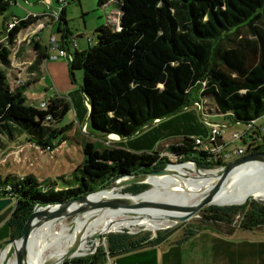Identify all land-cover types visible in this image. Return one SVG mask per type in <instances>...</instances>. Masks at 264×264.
<instances>
[{"label": "trees", "instance_id": "16d2710c", "mask_svg": "<svg viewBox=\"0 0 264 264\" xmlns=\"http://www.w3.org/2000/svg\"><path fill=\"white\" fill-rule=\"evenodd\" d=\"M109 1L100 0V4L103 7ZM15 2L0 0V15ZM111 2H117L121 9L119 29L100 26L95 30L98 43L76 50L69 58L72 75L76 69L84 70L81 91L89 99V121L95 130L107 137L127 138L203 97L212 98L215 109L230 122L248 127L264 116V0ZM65 14L64 6L59 21L68 28ZM40 18L29 15L18 19L9 31L6 29L8 42L13 44L21 30ZM58 30L65 29L60 26ZM33 44L36 62L41 66L50 56L48 48L35 38ZM10 55V48L1 41L0 148L23 137L42 149L53 148L52 139L59 129L56 124L71 110L70 103L63 96L47 99L45 107L28 103L26 91L33 80L15 87L10 85L4 70L11 64ZM246 135L249 141L241 139L247 142L246 153L264 151L263 138L259 140L249 132ZM83 152L84 159L71 178L61 176L62 186L56 187L58 181H41L31 173L8 174L4 180L0 176V198H12L14 204L8 220L11 238L20 235L37 206L64 203L94 193L124 175L162 170L173 158L193 161L205 171L226 163L223 154L201 149L191 136L151 152H133L87 141ZM150 187L136 183L126 186L123 192L138 194ZM199 217L196 224L184 221L158 229L151 240L145 231L111 232L106 235V245L100 244L87 256L66 263L105 264L148 243L171 241L180 228L183 232L172 239L175 243L189 241L201 230L231 236L237 231L264 235V201L259 199L241 205L206 206ZM84 249L75 255H81Z\"/></svg>", "mask_w": 264, "mask_h": 264}, {"label": "rangeland", "instance_id": "374dc122", "mask_svg": "<svg viewBox=\"0 0 264 264\" xmlns=\"http://www.w3.org/2000/svg\"><path fill=\"white\" fill-rule=\"evenodd\" d=\"M64 6L67 10L66 19L69 27L68 33L70 34H66V41H69L68 46L70 51H66L67 55L64 56L61 51L62 49L57 48L55 44H52V46L49 44L51 38V25L44 27L41 33L36 37L34 33L37 34L38 32H30L33 27H36V24H31V27L21 30L18 38L13 44L8 42L6 26H8L9 22H12L14 18L27 17V13L30 11H37L40 13L44 11H56L53 14L56 17L57 14L62 11ZM107 15L104 7L100 4V0H65L64 3L59 0H16L15 3L11 4L9 10L0 15V42L2 41L11 50V64L8 67L5 66L4 69L8 75L11 83L10 85L13 87L17 86L19 79L26 82L32 80L33 77L38 78V80L35 83L33 82L26 91V95L29 98L27 100L28 103L38 105L45 96L49 99L56 95H65L64 92L68 88H76L77 92H79L78 95L76 94L77 97L70 96L72 106H76V104L78 106L79 104V112H75L71 109L68 114L65 115L63 120L56 124L59 129L56 137L52 139L51 144L53 148H51L50 151H46V149H42L35 145L26 137H23L14 143H6L7 145L0 148V176L2 177V180H4L8 174L25 176L31 173L41 181H45L46 183L58 181L59 183L56 187L62 186L64 185V181L61 179V176L71 178L74 170L83 161L85 156L83 152V144L87 141L96 142L99 145L104 144L105 146H119L133 150V152H149L159 147H165L173 141L177 142L185 135V132H188L187 134H191L194 137L200 136L206 140L212 133V127L210 126L213 122L217 124L218 128L222 131V134L217 135L216 141L221 146L226 145L225 147H222L224 149L223 151L235 153L236 149H238L243 143L247 145L243 140L234 141V135H236V133L239 132L244 134L247 131L248 127L244 123L230 122L229 118L226 119L225 116L219 112L211 113L209 115L210 119L206 118V116L202 115L201 108L196 104H190L180 112H176L169 117L157 119L152 124L145 126L139 132L134 135L132 134L127 138L120 139L119 137H107L102 132L95 130L89 121L91 108L89 109V107L83 105L84 103L82 102L84 96L80 87L83 85L84 70L76 69L72 75L69 57L76 47L83 49L84 47H88L89 42H91V44L98 43L95 32L97 26L99 24L108 27L111 26ZM40 24L41 21L37 20L39 29L42 27ZM59 24L60 22L57 23L52 31L55 33V36H57L58 43L61 42L63 34V31L58 30ZM62 25L63 27L65 26L64 23H62ZM34 36L36 41H39L43 47H49L48 50L50 51V56L47 57L41 67L34 61L37 56L32 40V37ZM92 36H95V38L92 39ZM204 98L206 99L207 105L215 109L216 104L214 100L210 97ZM262 122H264V116L254 122V127L261 125ZM254 129L251 130V133L258 138L259 132ZM255 132H257V134ZM244 140L249 141L246 134L244 135ZM184 162H180L176 160V158H173L167 164V166H169V164H176L172 166L177 167L175 174L183 177L178 179L174 177L169 181L164 182L165 184L173 182V179L174 181H184L187 179L185 177L193 178L197 176L196 171ZM201 172H205V170L201 169ZM220 183V181H215L213 179L212 182H209L206 185L208 186V189H210L216 187V185H219ZM149 185L151 186V189L154 188V185ZM150 188L147 192L151 190ZM112 191L113 190L109 192ZM147 192H145L144 195H146ZM124 193L123 189L119 192L121 196L125 197L126 195H123ZM259 200L263 201L261 198ZM199 212L191 220H186L185 222L188 224H196L200 219ZM61 220L63 226H68L72 224L76 225L80 222L90 224L93 221V218L89 212H80L79 216L73 213L67 214L61 217ZM181 223L173 226H177ZM45 227H47V224L43 223L38 227V230L42 231ZM60 227L61 225L56 223L52 225L46 233L51 232L52 235ZM125 228L130 229V231L147 232L148 240H151L157 231L150 232L144 225H134ZM182 232L183 228H180L173 237H178ZM102 233L103 232H101V234ZM28 240L29 238L26 241L27 244L24 243V246L20 249V254L22 251L25 253L28 249ZM68 241L72 244L60 251L58 249L59 256L64 257L69 249L75 251L81 243H84L83 245L85 249L83 254L79 256H87L100 244L106 245L107 237L106 234H103L98 239L96 235V237H87L86 239L81 237L75 240H63V242ZM73 258L70 257L66 259V261ZM44 259L46 261V258Z\"/></svg>", "mask_w": 264, "mask_h": 264}, {"label": "bare ground", "instance_id": "6f19581e", "mask_svg": "<svg viewBox=\"0 0 264 264\" xmlns=\"http://www.w3.org/2000/svg\"><path fill=\"white\" fill-rule=\"evenodd\" d=\"M185 164L192 165L189 162ZM174 165L176 164L169 165L163 173L155 175L139 174L124 177L97 193L86 197L84 202L74 207L66 208L68 210H76L77 207L78 210L83 208L81 212H89L92 215L93 221L90 224L80 222L76 225L63 226L59 217L43 221L41 225L46 223L47 227L42 229V231H39L38 228L35 229L28 237V249L25 253H23L24 251L21 252L20 260L23 264H62L68 253L72 252L75 254L84 248L82 244L81 248L75 251L69 249L66 255L61 257L59 256V251L72 244L70 241L63 242L65 239L75 240L81 237L86 239L87 237H96V235L98 239L101 232L134 225H144L150 232L165 228L173 224L176 219L182 217L183 213L173 207H168L166 205L168 201L193 206L213 189H208L206 184L212 182L213 179L222 182L232 170V167H218L208 170V172H201V169L192 165L197 176L193 178L185 177L187 179L184 181H174L173 179V182L165 184L164 182L174 177L177 179L183 177L175 174L177 167H172ZM130 182H146L152 186L154 185V188L147 192L146 198L134 204H123L119 207H102L101 205L88 207L87 204L89 203L106 202L116 198L124 199L125 197L121 196L119 192ZM111 190L113 191L109 192ZM249 196L261 198L264 201V160H256L246 165L239 177L224 191L217 194L214 201L218 204H237L244 202ZM56 223L61 225V227L52 235L51 232L46 233ZM9 251L10 245H7L0 253V264H16L14 257L7 258ZM44 258H46V261Z\"/></svg>", "mask_w": 264, "mask_h": 264}, {"label": "crops", "instance_id": "0c3cea01", "mask_svg": "<svg viewBox=\"0 0 264 264\" xmlns=\"http://www.w3.org/2000/svg\"><path fill=\"white\" fill-rule=\"evenodd\" d=\"M111 1L112 0H110L109 3L103 7L106 13L108 14L107 18L108 21L111 23L110 28L119 29L121 9L117 2H111ZM92 6L95 7L94 5ZM54 12L56 11L53 12L44 11L42 13L37 11H30L29 13H27V17L29 15L42 16V18L39 19L41 21V24H44V27L51 25V36L52 35L55 36V33L52 31L56 27L57 23L60 21L54 17L53 15ZM66 14H67V10H66ZM27 17H22V19H25ZM61 23L62 22H60V24L58 25L59 28L60 26H62V30L63 29L65 30L63 31L61 42L59 43L57 42V43L60 46L59 48H64L65 51L70 52L68 46L69 41H66V34L70 35L68 33L69 27L68 28H66V26L63 27ZM32 24H36L35 25L36 27H33V29L30 32H35V31L38 32L37 34L34 33L35 36L37 37L41 33L44 27H41L39 29V26L37 25V21H35ZM31 26L32 25H30L29 27ZM100 26H103V24H99L97 26V29ZM35 36L32 37V40L35 38ZM55 37L57 38V36ZM91 38L94 39L95 36H92ZM50 42L49 44L52 46ZM91 45H95V44H91V42H89L88 47ZM88 47H84L83 49H79L76 47L75 50H73V52L71 53H74L76 50L79 51L84 50ZM47 48L49 49V47ZM48 52L50 51L48 50ZM34 61L36 62V58ZM36 79L38 78L33 77L32 82L35 83ZM64 93L65 95H60V96H63V98H65L66 101L70 103L71 109H73L75 112H79V108H78L79 104L78 106L77 104L76 106L75 105L72 106L70 102L71 100L70 96L77 97L79 93L77 92L76 88L75 89L68 88ZM83 96H84L82 101L84 103L83 105L88 106L90 109L89 99L85 96L84 93ZM43 99H48V98L45 96ZM198 102L203 104L202 105L203 108L199 106L198 107L201 108L202 115L206 116V118L210 119L209 115L211 113L219 112L218 110L209 107L204 97L200 99V101ZM202 109H205V111L203 112ZM225 118L227 119L226 116ZM262 124H264V122H262ZM187 133L188 132H185V135L183 137L191 136L193 138H198V137L201 138L200 136L194 137L191 134L189 135ZM174 142L176 141L171 142L169 145H166L165 147H159L157 149L160 150L161 148L164 149L166 147H169ZM13 210H14L13 203H10L2 210L0 209V246L11 238V229L8 220L11 214L13 213ZM175 234L172 235L171 237L172 239H175L173 237L175 236ZM172 239L171 241H165L161 244H154V245L148 244L146 247H142L132 252L129 251L117 257L111 258L105 264H264V235L260 233L237 231L234 235L231 236V235L218 234L216 231L213 230H203V231L201 230L200 232L195 234L189 241L187 240L182 243H175L172 241Z\"/></svg>", "mask_w": 264, "mask_h": 264}, {"label": "water", "instance_id": "95a60500", "mask_svg": "<svg viewBox=\"0 0 264 264\" xmlns=\"http://www.w3.org/2000/svg\"><path fill=\"white\" fill-rule=\"evenodd\" d=\"M256 160H264V151H259V152H255L252 154H244L236 159L231 160L228 163H225L223 165V168H228V167H232V170L229 174V176L227 178H225L219 185L217 184L216 187H214L210 192H208L205 196L202 197V199L195 205L193 206H189V205H181V204H176L172 201H168L166 203V205L168 207H173L174 209L180 210L182 211V217H180L179 219H176L175 222H173V224H170L169 226L165 227L168 228L170 226H173L175 224L184 222L186 220H191L202 208H204L205 206H210L213 204H218L217 202L214 201L215 197L217 194H219L220 192L224 191L229 185H231L232 182H234L240 175L241 171L243 170V168L250 164L253 161ZM192 163H194L196 165L195 162L191 161ZM170 165V164H169ZM197 166V165H196ZM168 167V166H167ZM165 167L164 169H160V170H155V171H143L141 173L138 174H129V175H124L121 178H117L115 181H113L110 185H112L114 182H116L117 180L119 181L120 179L124 178V177H129V176H136L139 174H147V175H155L158 173H163L164 170L167 168ZM198 167V166H197ZM218 168V167H217ZM136 183H142V182H130L128 185H133ZM108 185V186H110ZM127 185V186H128ZM107 187V186H106ZM105 187V188H106ZM104 189V188H101ZM101 189H99L98 191H100ZM149 189L144 190L138 194H132L131 192H126L123 195H126L124 199H112L106 202H99V203H89L87 204L88 207H94V206H102V207H119L120 205L123 204H134L139 202L141 199L146 198V196L144 195L145 192H147ZM98 191L91 193V194H86L83 195L81 197H78L76 199H71L69 201H66L64 203H51V204H41L39 206H37L34 210V212L29 216L26 225L24 227V229H22L21 233L19 236H17L16 238H10L7 242H5L1 249H0V253L6 248L7 245H10V251L8 254V259L11 257H14L15 259V263L16 264H23L22 261L20 260V249L24 246V243H26L28 237H30V235L33 233V231L35 229H37L41 223L43 221H46L47 219L50 218H54V217H63L67 214H76L77 216H79V213L81 212V210H73V209H66L69 208L71 206H76L78 204H80L81 202L85 201L86 197H89L90 195H93L95 193H97ZM251 199H255L254 197L249 196L248 198H246V200L240 204H232V203H227V204H218L220 206H225V205H241L243 203L248 202ZM12 202V198H0V209H4L7 205H9ZM76 217V216H75ZM74 221V219H73ZM162 228V229H165ZM126 230L125 227H121V228H113L107 231H104L102 234H99L98 238L100 236H102L103 234H109L111 232H124ZM130 231V229H129ZM137 231H130V233H135ZM84 244L81 243L77 249L81 248L80 246ZM83 254V253H82ZM75 256H79V255H75L74 253L70 252L68 253L65 258L63 259L66 263V259L70 258V257H75Z\"/></svg>", "mask_w": 264, "mask_h": 264}, {"label": "built area", "instance_id": "2783aa9c", "mask_svg": "<svg viewBox=\"0 0 264 264\" xmlns=\"http://www.w3.org/2000/svg\"><path fill=\"white\" fill-rule=\"evenodd\" d=\"M59 1L64 3L65 0H59ZM60 14H61V12L59 14H57L56 17L54 15V17L59 20ZM16 23H18V18H14L12 22H9L8 26H6V29L9 31L13 26L16 25ZM40 26L44 27V24H41ZM50 40H51V42H50L51 44H55L56 47L59 48L58 47V43H57L58 42L57 41V38L54 35L51 36ZM61 49H62L61 50L62 51V54L64 56L67 55V52L64 50V48H61ZM71 57H72V55L69 58H71ZM23 83H24L23 80H20V79L18 80V84L21 85ZM46 100L47 99L41 100L38 106L39 107H45L46 106ZM195 104L197 106L203 108V106H202L203 104H201L200 102H196ZM211 127H212V133L210 134V137L208 139L205 140V139L199 138V137L198 138H195L196 144L199 145L201 149L204 148L205 150H211L213 152H218L219 154H223L225 156L226 163L228 161H231L233 159H236V158H238V157H240V156H242L244 154H247L246 153L247 150H248L247 149V145H245L244 143L238 149H236L235 153H231L229 151H223L224 149L222 147H225L226 145L221 146L216 141L217 135L222 134V131L218 128V125L215 124V123H213L211 125ZM252 129H254L255 131H258L259 132V137H258L259 139H262V138L264 139V124H261V125H259L257 127H254V125L248 126V129H247V131L244 134H241L239 132L236 133V135H234V141L241 140L242 138H244V135L247 132H249V134H250ZM252 134L253 133H251L250 135H252ZM245 143L247 144V142H245ZM45 149H46V151H50L51 150V147L48 146Z\"/></svg>", "mask_w": 264, "mask_h": 264}]
</instances>
